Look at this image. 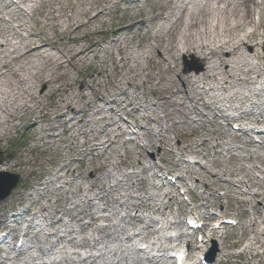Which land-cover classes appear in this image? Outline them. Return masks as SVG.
Returning <instances> with one entry per match:
<instances>
[{
	"label": "bare ground",
	"instance_id": "6f19581e",
	"mask_svg": "<svg viewBox=\"0 0 264 264\" xmlns=\"http://www.w3.org/2000/svg\"><path fill=\"white\" fill-rule=\"evenodd\" d=\"M75 1L0 0V145L19 128L37 135V140L46 149H53L55 144L58 148L63 142L67 155L56 166L53 179L44 190L48 193L55 182L73 174L75 180L87 185L79 186L71 193L64 185L69 186L72 182H63L57 188L61 194L48 206L50 210L45 206L37 210L36 217L46 213L43 221L51 231L46 237V246L35 243L32 250L38 256L28 255L30 264H40L48 255L63 254L67 249L74 252L70 255L64 252L60 261L50 260L48 264H110L106 259L109 251L103 242L107 238L113 240V234L119 232L111 222L114 212L118 215L120 212L115 205L124 210L120 220L128 221L131 230L136 224L142 225L134 237L138 242L153 239L154 242L148 243L153 251L167 252L161 230H177L181 222L167 221L158 229V220L149 218L146 222L147 216L143 213L159 215L166 220L173 213L175 197L168 192L151 203L154 198L146 191L141 177L150 172L154 177L161 170L155 165H143L141 154L146 149L155 150L158 143L171 146L170 138L166 136L170 130L180 144H174L161 157L166 174L182 171L181 181L197 180L188 193L196 202H202L205 210L217 206L219 197L213 196L222 191L220 198L227 201V214L237 213L238 229L243 233L235 242L231 243L235 239L233 229L219 236L216 229L211 231L212 237L218 239L224 258H230L229 250L243 245L251 233L253 238L244 247V253L249 254L250 259L242 261L244 254H240L241 261L234 264H264V158L258 153L264 151V132L258 134L260 143L256 145L251 139V134H256L251 129L229 135V130L221 127V121L226 126L245 121L251 125H264V0ZM27 2L36 5L31 12L22 6ZM112 4L113 12L106 16L105 12ZM122 5L127 6L122 8ZM67 9L70 15L66 14ZM26 16L29 22L25 21ZM104 17H108V22L102 20ZM106 27H110L113 37L108 47L98 39L107 31ZM134 39H142L143 46L140 43L133 46ZM88 41H91L90 45L85 46ZM187 54L200 60L202 71L179 73L178 60ZM105 59L112 64V74L105 66ZM96 63H100L99 68L95 67ZM78 64L85 65L90 71L89 81L81 82L83 88L79 90L74 88L76 83L72 77L73 70L79 73ZM94 73L97 77H93ZM258 109L261 112L255 113ZM230 111L237 116L231 117ZM158 113L163 117H158ZM175 115L182 119L181 124L175 122ZM124 117L132 121L133 128L143 130L140 122L149 123H145L148 127L144 129L145 143L138 146L135 153L124 147L122 154H117L113 146L125 134L120 126ZM149 118L153 119L157 131L150 127ZM194 123L198 125L193 126ZM183 125L190 128V135L180 134ZM58 129L62 132L56 133ZM77 132H81V144L75 135ZM67 133L69 140L62 141ZM238 148L246 153L245 157L232 154ZM79 149L84 153L80 167L85 160L89 161L87 171L80 172L72 167L70 158L79 154ZM107 149L116 156L110 170L106 165ZM73 150L76 151L71 154ZM91 156L92 161L89 160ZM186 159L205 161V166L197 169ZM241 161L256 162L261 167L247 168ZM13 163L23 165L20 154ZM8 165L3 163L0 170L8 171ZM126 168L130 172L124 173L122 179L124 182L136 180L127 188L135 202L128 196L126 199L123 195L114 196L116 184L107 186L113 172L123 173ZM211 169L216 172L212 173ZM208 173L213 174L216 181H210L205 175ZM223 178H229V183H220ZM199 187L202 192L197 191ZM80 193L83 200L78 201ZM46 194L41 195V200L46 199ZM246 195L249 197H240ZM69 196L76 200L74 209H79L72 220L80 222L83 218L79 215L89 220L80 225V231L75 232L76 238L70 237L71 230H62V225L59 226L63 223L62 217L68 216L63 203L70 202ZM33 200L31 204L37 203ZM100 204L102 209L97 208ZM89 209L93 211L89 213ZM25 210L23 214L29 217L31 210ZM131 211H135L134 216L129 214ZM178 215H183V210L180 209ZM210 216L214 217L215 213ZM10 218L14 223L20 222L17 214ZM1 219L2 216L0 233L13 242L23 231L28 234V230L36 228L32 227V219L26 222L27 227L23 230L19 228L22 225H7L6 216ZM89 228L91 231L87 233ZM111 230L113 233H109ZM13 232L19 235L15 236ZM121 235L132 248L128 228H121ZM182 237V234L177 235L178 240ZM65 239L68 241L63 245ZM114 240L122 241L119 236ZM166 240L169 242L171 238ZM101 245L103 253L94 254ZM196 248L191 247L190 253ZM22 249L18 248V255L12 253L9 256L2 247L0 264H17ZM80 250L84 255H80ZM164 256H147L145 263L137 258L131 264H167Z\"/></svg>",
	"mask_w": 264,
	"mask_h": 264
},
{
	"label": "rangeland",
	"instance_id": "374dc122",
	"mask_svg": "<svg viewBox=\"0 0 264 264\" xmlns=\"http://www.w3.org/2000/svg\"><path fill=\"white\" fill-rule=\"evenodd\" d=\"M72 3H75V0H71ZM35 4L33 3H29L27 5L28 8H30L31 6H34ZM127 5H122V8H126ZM113 12V4L110 5V7L108 8V10L105 12L106 16H108V14ZM66 14L70 15V10H66ZM29 17L26 16L25 21L29 22ZM102 20L104 22H108V17H104L102 18ZM85 21V20H84ZM32 25V24H31ZM107 31L102 34V36H99L98 39L103 40L105 43H103L102 45H104L105 47H108L106 45H109V42H111L113 40V37L110 36L111 33V29L110 27H106ZM133 33V32H132ZM141 41V42H139ZM91 41H88L87 43H85V46L90 45ZM133 46L137 45L138 43H140L141 45L144 43L142 39L140 40H136L134 39L133 41ZM143 46V45H142ZM113 53H115V50L112 51ZM137 54H140V51L136 50ZM100 55H102V53H100ZM114 56H117L116 54H114ZM117 58V57H116ZM185 64L187 66H185ZM178 71L179 73L182 74H186L188 72H184L185 70H191L190 72L194 71V72H200L203 69V65L201 64L200 60L196 57H194L192 54H187L183 57H181L178 60ZM105 66H107V68L109 69V73L112 74L113 69H112V64L110 62L109 59H105ZM95 67L99 68L100 67V63H96ZM120 67V64H119ZM76 68L78 69L79 73L77 74L76 71H72V77L75 78V89H82L83 88V84L81 82L83 81H87L88 78V73L90 72L89 70L86 69L85 65H80L78 64L76 66ZM157 68H153V70H156ZM93 77H97L96 74H93ZM141 80H143V78H141ZM89 81V80H88ZM87 81V82H88ZM96 81L93 83V85H95ZM44 91V88H39V90ZM171 111V110H170ZM173 112V111H172ZM231 115H233V112H230ZM158 117H163L162 114L158 113L157 114ZM136 119L138 121H140V119L138 117H136ZM151 119V118H149ZM184 119V118H183ZM174 120L176 123H180L181 124V118L178 115L174 116ZM126 121L131 122V120H129L127 117L124 118V120L120 121V126H123V130L125 131V135L121 138H119L116 144H114L113 148L114 150L117 152V154H122L123 152V148L125 147L126 150L131 151L132 153H135V151L137 150V147L141 145L140 141H144V137L146 135L145 130L148 128L145 123H149V122H140L142 129H139L137 127L136 130L131 129H127L128 123ZM198 124L194 123L193 126H196ZM150 127L154 128V130L157 131V126L153 123V119H151V123H150ZM223 127H225V129H228L231 131L230 127L226 125H223ZM91 129H93V125H91ZM145 129V130H144ZM132 131H136V133H138V135L136 134H132ZM62 130L58 129V131H56V133H61ZM232 132V131H231ZM181 135L185 134V135H190L191 134V130L190 128L186 127L185 125H183V129L180 132ZM75 135H77L78 138V142L79 144H81L82 142V135L81 132H77L75 133ZM88 135L90 136V133H88ZM166 136H168L170 138V143L171 146H173L174 144H180V141H178L174 135H172V131L170 130ZM37 135L35 136L34 133L32 134L31 132L19 128L17 129L15 132H12L8 135L7 140H4L2 142V144L0 145V152H2L3 154L5 153H10L12 158L10 160H6L5 162L9 163L8 165V171H2L0 170V173H10V174H14V175H18L20 177V181H19V185L18 187L12 192V194L9 196V198H7L5 201L0 203V217L2 216V219L8 218L7 220H10V216H12L13 212L15 211H19L21 209H23L24 207H31V210L37 212V210H39L41 208V206H45L47 207V210L49 211L50 208L48 206H50V204H53L54 201L59 197V194H61L60 190H57V188L59 187V185H62L63 182H72L71 185L66 186L65 190L70 191L71 193H75L78 189V187H82L84 188L85 186H87L84 182H82L81 180H75L74 176L75 174H73V176L71 177H65V179H61L60 181H58L56 184H54L52 187H50L47 191H44V184H48V180L51 176V174L53 173L54 170L57 169V165L61 164V159L65 158L64 156L67 155V150H64L63 147H65V143L60 142L58 144V148H57V144L54 145L53 149H46L43 147L42 142H39L37 140ZM138 137V138H137ZM146 137V136H145ZM183 137V136H182ZM70 136L69 133H67L64 137H62V141L64 140H69ZM137 138V140H136ZM248 138V137H246ZM131 139H133V141H131ZM190 139H195L194 137H190ZM189 140V139H187ZM115 141V140H114ZM136 141V142H134ZM69 143V142H68ZM159 144V143H158ZM163 149H160L159 146L154 150V151H150L147 150L144 153L141 154L142 156V162L148 161L150 164H158L159 167L163 166L160 163V156L163 153H166L167 150L171 149L169 146H162ZM73 150L71 152V154H74ZM81 150L79 149V154H76V156H74L73 158H70L71 164L73 168H76L77 171L82 172L83 170L87 171L90 169L89 166V161L85 160L83 166L80 167V163L83 159V155L84 153L80 152ZM58 152V153H57ZM106 157H108V162H107V169H112V163L115 161V153L110 154V149L106 150ZM258 153L264 158V151H258ZM21 155V159L23 161V165L20 167L16 164H14L13 162L15 161V157L18 155ZM232 154H236V155H240L242 157L246 156V153H243L241 151L240 148H238L236 151H232ZM113 155L114 158H111V156ZM92 159L94 160V158H92V156L89 158V160L92 161ZM96 161V160H95ZM201 161V160H199ZM17 162L19 163L18 159ZM100 162H104L103 160H101ZM203 164H205V161H202ZM15 165V166H14ZM202 165V164H199ZM199 165H195V166H199ZM241 165L246 166L247 168H251V166H257L258 168H260L261 166L258 165L256 162H254L253 164L250 163L249 161H241ZM137 171V170H136ZM212 173H215L216 170L211 169L210 170ZM130 172L129 168H126L125 170H123V173H119L116 174L115 172H113V174H111V179L108 180V185H113L116 184L117 188H116V192L113 193V195H123V197L126 196L129 197L130 200H133L131 198V196H129V193L127 191L128 185L130 184H134L135 183V179H132L130 182H124L122 179V175L124 173H128ZM169 175L172 176H179L182 175L181 173L178 172H174V173H170ZM257 176H259L258 173H256ZM206 176L208 177V179H211L210 181H216V178L211 174L208 173L206 174ZM142 181L144 182V187L146 189V191L152 196V198H154L152 202L156 201V199L162 198V193L164 191H171L168 187H165L166 182L164 181L163 176L160 178H157V176L153 177L152 174L148 173L145 174L143 177H141ZM230 179L228 178H223V180L220 181V183L222 184H227L229 182ZM196 183V180H194ZM193 181V184H194ZM46 184V185H47ZM164 184V188H160V186ZM45 185V186H46ZM177 185H184V187L186 189L188 188H193L191 182H188L187 184H183L180 181H178ZM159 186V187H158ZM160 188V189H159ZM172 189V188H171ZM173 190V189H172ZM43 191L45 193H43ZM198 191H202V189H199ZM237 192H240V190H237ZM47 193V194H46ZM241 193V192H240ZM45 196V200H40L41 195ZM173 195H175V193H172ZM76 195V194H75ZM135 196V194H132ZM222 196V191H218L217 196ZM133 196V197H134ZM159 196V197H157ZM177 196V195H176ZM240 197H244V198H248L246 196H240ZM70 198V202L66 201L63 203V210L65 213L68 214L67 217H62L63 223H60L59 226L62 225V230H71V235L70 237L76 238L78 237L76 235L75 232L80 231V225L81 224H86L88 222V218L85 217V219H82L80 222H76L75 220H72L73 216L79 211V209H74L76 207V203L74 201L73 198H71V196H69ZM37 200V203L35 204H31L34 200ZM78 201L83 200L82 199V193L79 194V197L77 198ZM223 204H225V200H221ZM133 202H135V200H133ZM178 202V201H177ZM180 202V201H179ZM197 207H199L200 203H196L195 204ZM184 206V205H183ZM119 212L118 214H115L117 211L114 212V217L112 219V224L115 226L116 231L118 233H116L115 235L113 234V240L112 238H107L104 240L103 245H105L109 251V254L107 256L106 259H108V261L110 262V264H116L118 262V264H131L132 262H134L138 257L136 256L137 254L129 247V244L125 243V241L123 240V236L121 235V228L125 227L126 229H131V227L128 224V221H124V220H120V216L124 215V210L119 208L117 205L114 206ZM187 207V205H186ZM174 211H176L177 207L176 204L173 206ZM112 210V209H109ZM115 210V209H113ZM199 210L201 211V213H203V209L202 207H199ZM209 211H212L213 209H208ZM217 211V214H220V210H222V207L220 208V205L218 206L217 209H215ZM47 211V212H48ZM91 211H93V209H89V213H91ZM188 211V208H187ZM224 211V209H223ZM22 213V212H19ZM132 216L135 215V211H131L130 212ZM43 215H46V213H43ZM144 216H147L146 222L149 220V218H154V219H158L160 217H158V215H152L150 213H143ZM188 216V213L185 215ZM206 216V215H205ZM78 217H83L81 215H79ZM235 218V217H234ZM1 219V220H2ZM170 220H172V217H169ZM180 218L175 217L174 220L178 221ZM7 221V223H8ZM218 220H216V218L213 219V221L211 222V224H213L214 222H217ZM43 225L47 224V222H41ZM96 225H94L95 227ZM142 225L136 224L135 228L139 229ZM160 226V225H159ZM158 225H156L157 228H159ZM213 226L210 225L209 228H212ZM91 231V228L88 229L87 233H89ZM181 231L185 234L186 231L184 228L181 229ZM15 233V232H14ZM48 233L47 231L38 233L37 238L41 241L40 242V246H45L43 244H45L46 242V236L45 234ZM109 233H113V230L109 231ZM220 234L224 233V230H222L221 232H219ZM17 234V233H16ZM163 235H174V232H163ZM242 231H234V236L235 239H233L231 241L234 242L235 240H237L239 237H241ZM16 236V235H15ZM31 236V234H30ZM119 236V238L122 240L121 243L116 242V240H114L115 237ZM249 240L252 239V234L248 235ZM209 238V237H208ZM52 240H55L54 238H52ZM68 240V239H67ZM185 240H191V242L193 244H195V240L194 238H186ZM67 241H64L63 245H66ZM244 247L242 246H238L236 248L230 249L229 253L230 255L233 257L230 259L231 263L237 261L236 256H238L240 253L243 252ZM66 252H70L69 249L65 250ZM64 251V252H65ZM105 251V250H104ZM116 253L115 257H113V254ZM33 254L32 252L29 253L28 255ZM203 254L204 256L207 255H211L213 256V261L211 262V264H216L217 261L222 259V256L220 254V249L218 248V242L215 239H207L206 240V245L205 248L203 249ZM28 255L24 258V259H28ZM33 255H37L36 252H34ZM246 256V255H244ZM59 257V256H58ZM57 257V258H58ZM111 257H113V259H111ZM250 257L247 256L243 259V261H247Z\"/></svg>",
	"mask_w": 264,
	"mask_h": 264
},
{
	"label": "water",
	"instance_id": "95a60500",
	"mask_svg": "<svg viewBox=\"0 0 264 264\" xmlns=\"http://www.w3.org/2000/svg\"><path fill=\"white\" fill-rule=\"evenodd\" d=\"M0 156V164L3 162ZM18 176L10 174H0V201L9 196L11 191L17 186Z\"/></svg>",
	"mask_w": 264,
	"mask_h": 264
}]
</instances>
